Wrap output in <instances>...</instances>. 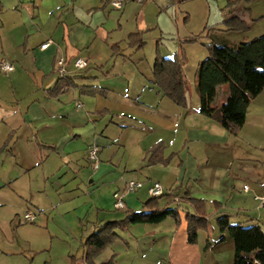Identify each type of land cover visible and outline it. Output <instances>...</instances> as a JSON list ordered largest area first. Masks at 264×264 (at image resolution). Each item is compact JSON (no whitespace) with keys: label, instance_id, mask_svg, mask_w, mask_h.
Wrapping results in <instances>:
<instances>
[{"label":"crops","instance_id":"crops-1","mask_svg":"<svg viewBox=\"0 0 264 264\" xmlns=\"http://www.w3.org/2000/svg\"><path fill=\"white\" fill-rule=\"evenodd\" d=\"M180 1L144 0L116 11L108 0H0V264H15L17 257L27 263L24 248H34L27 236L32 230L68 238L75 232L83 249L76 264H87L84 242L108 223L145 212L154 183L180 198L178 218L116 231L118 241L95 264L114 258L115 264H234V241L227 233L221 242L217 220L229 216L234 226L264 232V209L257 201L264 196V91L234 136L200 113L198 69L194 88L187 86V109L155 83L157 57L176 58L156 41L159 33L166 36L162 18ZM197 3L203 23L218 29L220 38L243 35L247 43L264 36L260 26L250 37L264 23V0H219L217 21L211 0ZM234 18L249 30L228 31L225 23ZM134 35L143 37L142 49L130 47ZM146 40L155 42L152 49ZM60 57L84 58L89 68L62 78L56 73ZM181 60L187 83L194 81L187 60ZM5 62L14 71L3 72ZM59 83L65 90L54 95ZM228 97L229 88H219L214 108ZM95 145L98 170L88 159ZM132 181L142 182L143 189L125 197L127 210H116L115 194L126 192ZM191 200L200 203L193 206ZM177 206L171 195L158 202L160 209ZM28 211L36 215L34 223L24 221ZM188 214L209 220L196 245L188 242ZM77 255L71 250L66 264Z\"/></svg>","mask_w":264,"mask_h":264},{"label":"trees","instance_id":"trees-1","mask_svg":"<svg viewBox=\"0 0 264 264\" xmlns=\"http://www.w3.org/2000/svg\"><path fill=\"white\" fill-rule=\"evenodd\" d=\"M189 1V0H182ZM239 2L230 4H238ZM228 31L247 32L249 26L234 18L225 23ZM220 31L215 28L206 29L203 38L210 40L207 46L209 57L199 65L196 79V90L200 97V113L216 120L230 134L237 136L246 125L248 110L253 101L264 91V36L248 43L233 44L220 38ZM202 37V36H201ZM200 37L190 40L195 43ZM145 42L141 35L130 37V47L142 49ZM156 85L165 97L177 106L187 109V80L183 74V62L176 57L174 60L157 57L154 65ZM228 86L229 97L224 105L214 108L218 89ZM65 90V84L57 85L54 95ZM160 147V146H159ZM161 148L152 151L151 160L157 157ZM161 199V198H160ZM160 199L148 201L143 213H130L121 222L108 223L97 233L89 237L83 244L85 261L95 264L117 240L116 231L127 230L134 224H160L170 217L178 218L183 209L181 202L177 208L158 207ZM193 206L197 201L191 200ZM188 242L196 245L199 233L208 229L209 220L205 216L188 214ZM218 228L223 235L230 234L235 244L234 264H264V232L258 226L244 228L232 225L229 216L217 220ZM210 245L207 246L209 248ZM76 257L70 264H76ZM106 264H115V258Z\"/></svg>","mask_w":264,"mask_h":264},{"label":"rangeland","instance_id":"rangeland-1","mask_svg":"<svg viewBox=\"0 0 264 264\" xmlns=\"http://www.w3.org/2000/svg\"><path fill=\"white\" fill-rule=\"evenodd\" d=\"M197 1L198 0H189L184 2L180 1L179 7L171 8V10L166 14L165 17L162 18L161 21V25L163 30L166 32V36L163 37L159 33L158 39L156 41L158 42V45H164L167 50H172L175 54L174 58H185L187 60V70L189 71L191 79L194 80H191L188 84L192 85L193 88L195 85V70L199 68L201 57L204 54L206 55L208 53L207 46L210 43L208 39L203 38L205 36L203 32L206 29L213 28V26H205V23H203L202 8L197 3ZM217 2H219V0H211V4H214L212 20L215 21L220 20L218 15L219 12L217 10ZM185 11L189 14H186ZM152 24L155 25V27L157 26V16L155 14L153 15ZM260 26H264V23L262 25H259L258 27H254L253 33L250 34L251 38L255 37L254 35L257 32L256 28H259ZM177 30H180L179 35ZM190 34L200 37V39L195 43H191L190 40L185 41V39ZM242 36L243 35H232L230 37H227V39L232 42L238 41V43H243ZM238 38L239 40H237ZM148 43L150 46L149 49H152L155 42L153 44L152 41L149 40ZM225 88L228 91V86H225ZM52 227L55 228L53 225ZM51 231L52 235L55 236L47 235V233H44L43 231L40 232L38 230L29 231L27 233V236H29V238L34 241V248L33 250L30 249V247L24 248V250L26 251V254H24L26 257L24 258H27V263L24 262L23 259L18 257L17 260L14 261V263L30 264V262L34 258V264H44L46 262H49L50 264H66L69 261V252L71 250H73L75 256L78 254L77 260L83 255V249L81 245H79V241H76V238L78 236L75 232H73L71 238H68L64 235L55 233L53 230ZM117 241L118 239L116 240V242Z\"/></svg>","mask_w":264,"mask_h":264},{"label":"built area","instance_id":"built-area-1","mask_svg":"<svg viewBox=\"0 0 264 264\" xmlns=\"http://www.w3.org/2000/svg\"><path fill=\"white\" fill-rule=\"evenodd\" d=\"M144 0H108L110 6L116 10V11H121L123 10V8L129 4V3H133V2H137V3H143ZM52 45V42L49 41L46 44H44L42 46V50H47L50 46ZM89 68V62L88 60L84 59V58H76L74 60H67L64 57H60L57 60L56 63V73L64 78L72 73H80L82 71H85ZM1 70L5 73H10L12 71H14V66L13 64L10 63H3L1 65ZM81 106H79L80 108ZM88 159L90 161V163L92 164V167L94 170H98L100 168L101 165V160H100V148L99 146H92L88 152ZM144 184L142 182L139 181H132L130 183L127 184V188H126V192L124 193H116L114 196V200H115V209L116 210H122L125 211L127 210V206L125 203V197L128 194H133V193H137L138 191H140L141 189H143ZM244 191H249V186H244ZM148 193L149 196L153 199H160L163 198L165 195H171L174 197L175 201L177 203L180 202V198L174 196V191L173 190H166L165 187L160 184V183H154L149 189H148ZM257 201L259 202V207L261 209H264V196L257 198ZM36 220V215L31 212L28 211L25 215H24V221L28 222V223H34Z\"/></svg>","mask_w":264,"mask_h":264}]
</instances>
